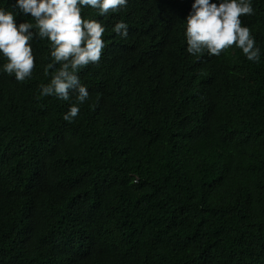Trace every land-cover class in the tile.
Instances as JSON below:
<instances>
[{
  "label": "trees",
  "instance_id": "1",
  "mask_svg": "<svg viewBox=\"0 0 264 264\" xmlns=\"http://www.w3.org/2000/svg\"><path fill=\"white\" fill-rule=\"evenodd\" d=\"M192 2L83 9L105 48L72 122L40 96L46 39L31 78L0 72V264H264V0L241 16L259 61L187 53Z\"/></svg>",
  "mask_w": 264,
  "mask_h": 264
},
{
  "label": "clouds",
  "instance_id": "2",
  "mask_svg": "<svg viewBox=\"0 0 264 264\" xmlns=\"http://www.w3.org/2000/svg\"><path fill=\"white\" fill-rule=\"evenodd\" d=\"M128 2L9 0V8L0 6V56L5 58L0 72L14 75L17 81L31 78L35 66L31 42L46 39L51 62L45 65L44 72L51 78L39 86L40 96L69 101L62 118L72 122L90 95L87 86L81 83L79 71L98 63L105 48L106 26L98 19L83 17L82 10L91 8L101 17H107L119 12ZM253 11L252 0H193L184 20L187 53L197 55L207 50L209 56H219L235 44L247 60L259 61L260 48L249 27L241 21V16L251 15ZM18 16H30L32 20L18 22ZM111 30L120 38L129 35V26L122 19Z\"/></svg>",
  "mask_w": 264,
  "mask_h": 264
}]
</instances>
